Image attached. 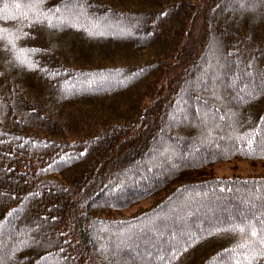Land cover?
<instances>
[{"label":"trees","instance_id":"16d2710c","mask_svg":"<svg viewBox=\"0 0 264 264\" xmlns=\"http://www.w3.org/2000/svg\"><path fill=\"white\" fill-rule=\"evenodd\" d=\"M32 2L0 0V264H264V172L201 173L264 165V0Z\"/></svg>","mask_w":264,"mask_h":264},{"label":"rangeland","instance_id":"374dc122","mask_svg":"<svg viewBox=\"0 0 264 264\" xmlns=\"http://www.w3.org/2000/svg\"><path fill=\"white\" fill-rule=\"evenodd\" d=\"M264 172V165L260 162L249 161L244 159H232L228 161H222L217 164L205 167L201 170L204 175H232V174H248ZM150 200H145L129 209L122 212L116 213L115 216L118 218H124L125 216L140 211L141 209L148 206Z\"/></svg>","mask_w":264,"mask_h":264},{"label":"snow or ice","instance_id":"6c2138e0","mask_svg":"<svg viewBox=\"0 0 264 264\" xmlns=\"http://www.w3.org/2000/svg\"><path fill=\"white\" fill-rule=\"evenodd\" d=\"M42 5V0H34V2L30 3L28 5V7L36 14L35 15V19L37 20H43V16L41 14L40 11V6ZM243 2H242V7H243ZM5 7H7V5H5ZM17 7H19V5H17ZM51 22V18H49V23ZM3 32H7V29L2 30ZM20 35H24L23 32L20 33ZM8 43L12 45L13 49H14V53L15 52H25V51H40V49H30V50H25L23 48H19L16 44V40L17 37L15 35L9 34L7 37ZM17 59L20 61V63L25 64L27 67L31 68V67H35V64L33 61H31V58L26 57L24 59H21L19 56H17ZM237 228H240L239 225H237ZM242 230V229H241ZM253 235H256V231L255 229H253L252 232ZM261 243L264 244V240H261ZM264 254V253H262Z\"/></svg>","mask_w":264,"mask_h":264}]
</instances>
